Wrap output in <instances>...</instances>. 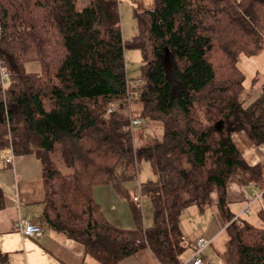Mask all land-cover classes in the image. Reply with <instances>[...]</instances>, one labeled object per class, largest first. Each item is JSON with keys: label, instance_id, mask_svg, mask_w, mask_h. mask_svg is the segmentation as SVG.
I'll use <instances>...</instances> for the list:
<instances>
[{"label": "trees", "instance_id": "1", "mask_svg": "<svg viewBox=\"0 0 264 264\" xmlns=\"http://www.w3.org/2000/svg\"><path fill=\"white\" fill-rule=\"evenodd\" d=\"M134 14L138 32L125 41L117 0H0V61L8 72L0 86V151L41 161L40 219L103 264L144 248L161 264H180L183 210L214 204L227 225L226 263L264 264V165L248 162L232 137L244 132L264 144V84L248 102L239 64L241 55L264 49V0H155L153 9ZM126 48L142 52L133 83ZM32 61L41 70L26 71ZM136 98L137 117L164 124L156 144L135 147L122 105L106 115L109 103ZM55 152L68 172L52 164ZM138 159L156 176L140 187L153 206L148 227L140 197L124 186L138 177ZM233 178L261 190L262 226L231 211ZM103 184L129 198L135 228L106 218L94 197Z\"/></svg>", "mask_w": 264, "mask_h": 264}, {"label": "crops", "instance_id": "2", "mask_svg": "<svg viewBox=\"0 0 264 264\" xmlns=\"http://www.w3.org/2000/svg\"><path fill=\"white\" fill-rule=\"evenodd\" d=\"M134 1L137 2L140 10H149L155 7V0ZM232 137L246 159L244 151L236 142L238 138L252 144L251 146L255 150L254 154L257 157L264 155V144H255L244 132H235ZM258 146H263V149H256ZM0 158L5 165V167L0 169V187L3 191L4 202L3 207L0 208V264H103L98 258L87 252L83 243L54 230L40 219L45 198L41 161L34 154H14L9 148L6 154H0ZM5 158H10V161L5 163ZM248 162L256 164V162L250 160ZM124 186L130 192L131 185L126 182ZM253 186L256 188L255 197L251 196L250 190H247L246 186H243L238 179H232L229 182L227 201L233 214L238 216L247 208L239 207L237 211L232 209L230 203L234 199L248 201L254 197L251 204L256 200L261 190L255 185ZM140 187L141 182L139 183L141 196ZM94 197L111 223L121 228H135L129 198L117 191L114 185L103 184L96 186L94 188ZM213 201H216V195H213ZM256 203L260 205V201L256 200ZM213 206L216 207L215 204ZM142 207L144 211L143 204ZM19 221L40 224L43 227L42 236H22L17 229ZM144 224L147 227L152 225V223L148 224L145 216ZM222 225H225V221L218 214L211 223L210 229H207L208 235L215 234ZM193 240L195 242L194 236ZM188 257L182 255L181 259L184 260ZM117 264L161 263L150 248H144L135 254L123 258Z\"/></svg>", "mask_w": 264, "mask_h": 264}, {"label": "rangeland", "instance_id": "3", "mask_svg": "<svg viewBox=\"0 0 264 264\" xmlns=\"http://www.w3.org/2000/svg\"><path fill=\"white\" fill-rule=\"evenodd\" d=\"M117 1L119 2L121 13L123 38L125 41H127L138 32V21L135 18L134 11L135 9H140L137 2L134 0ZM125 58L127 75L133 83L134 79L141 75L142 52L139 49L126 48ZM239 63H241L240 65L245 72V86L247 91L252 94V97H248V102H250L260 96L262 93L264 84V49L259 54L254 56L241 55L239 58ZM24 67L26 71L41 70L40 63L35 61L27 62ZM252 79H254V81H252ZM119 103L127 113H131L133 116L139 115L141 111L142 104L139 100H137V98L132 100L130 105H127L122 101H119ZM163 133L164 124L161 120L147 117L141 118V124L135 125L133 127L135 147L138 148L144 145L156 144L162 140ZM236 142L240 145L248 160L264 165V155L262 157H257L254 154L255 150H253L251 146L252 144L242 141L239 138ZM262 147L263 146H258L256 149H263ZM7 152L8 149H5L0 151V154H6ZM51 157L52 164L55 165V167L60 172H68V167L65 166L59 153H52ZM137 164L139 175L135 180L129 181L128 184L131 185L130 192H132L134 197H140L144 206L143 214L145 219L148 224H151L153 222V206L151 199L146 195L143 197L140 196L139 183L146 182L150 179H155L156 176L153 173L148 161L144 159H138ZM246 189L250 190L252 194L251 196L255 195L256 188L253 185L246 186ZM252 200L242 201L241 199H234V201L230 203V206L235 211H237L239 207H249L248 212H246L245 209L243 210L242 214H244L241 218L249 220L258 226H262L263 222L258 214L260 205L256 203V200H254V202L251 204ZM218 214V208L214 206L205 212H200L195 205L189 206L183 210L181 214V229L187 243V249L183 253V256H190L194 252L195 243L193 236L195 238L201 235L207 236L209 233L207 232V229H210L211 223L215 220V217L218 216ZM227 237V233L223 231L209 247L202 251L201 256L204 259L205 264H227L222 256V253L226 248V242L228 240Z\"/></svg>", "mask_w": 264, "mask_h": 264}, {"label": "built area", "instance_id": "4", "mask_svg": "<svg viewBox=\"0 0 264 264\" xmlns=\"http://www.w3.org/2000/svg\"><path fill=\"white\" fill-rule=\"evenodd\" d=\"M8 78V72L2 68V62L0 61V86L5 87L6 80ZM131 99H127L125 104L129 105ZM124 104V105H125ZM121 109V104L117 102H111L108 104L106 108V115L109 116L110 114L117 112ZM130 114V123L127 125L128 129H131L133 132V127L135 125L141 124V118L137 116H133ZM11 150V149H10ZM10 161V158H5L4 162L7 163ZM262 193H258L256 200H260ZM249 207L245 209L248 212ZM245 212V213H246ZM240 214L239 216H241ZM227 225H222L218 229V231L213 235H201L195 238V250L194 252L186 259H184L180 264H205L204 259L201 256V253L204 249L209 247L213 241L225 230ZM42 226L37 223H32L28 221H19L17 223V229L22 236H30V237H41L43 234Z\"/></svg>", "mask_w": 264, "mask_h": 264}]
</instances>
